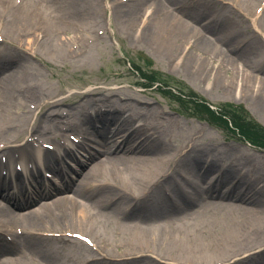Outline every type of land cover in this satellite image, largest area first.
Returning <instances> with one entry per match:
<instances>
[{
    "label": "rangeland",
    "instance_id": "rangeland-1",
    "mask_svg": "<svg viewBox=\"0 0 264 264\" xmlns=\"http://www.w3.org/2000/svg\"><path fill=\"white\" fill-rule=\"evenodd\" d=\"M20 1L27 0H18L14 5ZM75 1L67 0V8L57 6V9L36 0H30L24 11L20 5L22 13L32 12L37 18L34 24L26 22L8 29V24L3 28L4 20L0 18V64L6 62L0 68L3 69L0 81L3 73L8 76L12 73L11 64H17L24 75V84L14 95L11 90L4 107V99L0 97V174L7 173V168L22 173L20 178L15 175L9 178L19 191L25 189L24 183L36 181L39 166L50 170V161L68 159L70 147L98 155L105 148L99 145L101 135L112 138V133L106 131V127H112L109 125L112 116L117 126L126 121L120 136L129 135L136 146L140 142L146 146L152 141L160 147L156 154L165 164L154 166L151 161L144 162L146 168L151 167L159 174L156 180H160L155 181L157 188L146 201H139V193L126 191L123 198L118 192L106 198L107 192L101 186L118 189L115 186L122 180L121 175L134 178L124 168L110 174L113 178L94 177L84 185L88 197L78 200L96 203L105 224L93 226L72 215H59L55 210L51 224L39 222L28 229L22 226L23 217L12 230L0 226V261L7 257L10 264H252L251 261L259 259L255 254L264 249V233L257 246L253 244L236 252L229 248L224 255L217 252L214 243L218 238L233 239L227 236L215 215L199 214L186 204L189 196L185 189L190 185L184 176L197 180L193 186L197 191L211 193L215 188L219 191L224 183L226 190L233 185L226 182L227 174L234 172L237 177H245L250 186L262 191L256 205L249 204L256 212L259 210L257 214H261L260 221L264 223V211L260 212L264 209V148L251 145L237 130H228L221 120L211 121L207 114L202 116L192 108L190 99L180 104L167 88L159 91L156 84L151 86L153 79L148 75L214 107L233 106L237 113L264 128V0H170L161 9L152 5L151 0H94L95 13L91 17L86 15L82 3L77 9L80 14L74 13ZM196 5H200L202 14L193 17ZM62 10L67 13V22L56 27L53 17ZM159 18L169 31L178 21L193 19L205 34L187 38L186 46L183 41L177 43L168 38L167 30L158 40L149 36L148 27L159 25ZM46 19L53 31L40 29L39 22ZM221 29L231 34L236 41L234 47L224 42ZM50 36L55 37V43L64 40L63 48L54 53L48 51L44 41ZM206 36L236 62V67L223 75L224 81L217 80L224 86L221 89L214 88L213 71L193 72L184 64L186 57L206 56V50L200 47ZM171 44L175 49L166 50L165 46ZM190 44L196 47L191 49ZM218 60L217 54L210 57L208 69L212 64L217 66ZM130 64L141 69L140 73ZM146 125L157 127L160 134H152ZM35 149H42V165ZM22 162L28 164V173L22 172ZM162 173L170 176L169 181L166 176L161 180ZM47 183L53 191V186ZM8 184V180L1 179L2 197L8 201L0 199V212L9 209L14 214L24 212L17 211L9 201L25 202L27 196L9 192ZM62 191L60 195L73 196ZM240 191L243 192L242 188ZM37 194L34 192L32 197ZM49 197L50 194L44 198ZM45 200L51 201L40 202ZM145 202L147 208L154 205L152 211L134 208ZM206 204L199 206V211ZM180 210L185 211L181 216L186 222L184 230L174 234L162 230L173 238L163 236L160 244L149 241L130 250L128 242L142 235L145 226L137 218H176ZM13 213L5 220L11 219ZM188 215L192 218L188 219ZM27 237L36 246L26 242ZM203 244L205 252L199 250ZM209 259L211 262H207ZM255 264H264V259Z\"/></svg>",
    "mask_w": 264,
    "mask_h": 264
},
{
    "label": "bare ground",
    "instance_id": "bare-ground-1",
    "mask_svg": "<svg viewBox=\"0 0 264 264\" xmlns=\"http://www.w3.org/2000/svg\"><path fill=\"white\" fill-rule=\"evenodd\" d=\"M17 1L18 0H0V9H2L0 18L4 20L3 28H5L7 24L9 29V26L18 27L20 24L26 22H30V24H34L37 22V18L33 16L32 12L22 13V11L25 10V7H28L29 4L31 3L30 0H27L26 2L20 1L17 5H14L15 3H17ZM36 1H40L39 4H44L46 7L48 5H51L53 7H56V9L57 6L67 8V0H36ZM93 1L94 0H76L74 4L75 6L74 13H76L77 11V14L78 15L80 14L79 10L77 9L79 4L82 3L83 4L82 7L86 9V15L88 17H91L95 13ZM151 1H152V5H156L159 9H161V8H165L166 2H169L170 0H151ZM33 4H35V6L38 5L37 3H33ZM20 5L23 6L22 11L21 8L19 7ZM199 6L200 5H196V7L192 10L193 17H195L194 15L198 16L202 14L201 10L199 9ZM12 8H14V10H8ZM19 8L20 11H18ZM6 10L8 17L7 19H5ZM53 19H54V24L57 27L59 26V24L61 25L62 23L67 22V13H65L62 10L60 13H55ZM159 20H160L159 25L148 27V33L149 36H156L158 40H161L163 36H165L167 29H165V25L163 24L162 20L160 18ZM190 21L192 22H184L180 20V22L178 21L176 25L170 27V31L167 30L168 38L173 39L177 43L183 41L185 42L184 46H186L187 38L188 39L190 37L197 38L200 37V35L205 34V30H203L201 26H198L196 22H193V19H191ZM39 24H40V29H48L50 31H53L51 23L48 22L47 19L46 21L43 20L40 21ZM8 29H6V31ZM221 31L224 42L228 43L227 45H229L230 47L231 46L234 47L236 45V41L231 38V34H225L223 32V29H221ZM54 38L50 36L44 41V45H46L45 47H48V51L50 50L53 53L62 49L63 45L65 44L64 40H62L59 43H55L56 39ZM189 46H190L189 48L191 49H194L196 47L193 44H190ZM200 47L206 50L205 51L206 56L201 57L195 54L197 57H192V56L186 57L184 61L186 63L184 64L189 65V67L192 68L190 70H192L193 72L200 71L205 74H210L213 71V75L215 77L213 79L214 88L217 87L218 89H221L224 86H222L221 81L219 83L217 80L224 81L223 75L227 74L228 71L234 69L236 67V62L232 58L225 56L221 52L219 46L216 45V42L209 36H206V41L204 42L203 45H201L200 42ZM165 48L166 50L169 51L175 49V47H173L172 44L165 46ZM181 49L182 48H180V50ZM216 54L219 59L218 65L215 66L212 64V67L208 69L207 61L209 60L210 57ZM3 62L2 64H0V68L5 67L6 62L5 63ZM11 66H9V68L12 71V73L9 76L3 73V81H0V93L3 94L0 95V97L4 99L3 107L7 104L6 100L7 97H9L8 95H10L11 90H13L12 95H14L17 88L19 86H22V84H24V82H22L24 79L23 71L19 68L17 64H11ZM216 70L217 72H219L218 75L216 74ZM53 104H55V101H52V105ZM112 117L113 118L109 123V125L112 127L109 126L106 127V131L112 133L111 136L112 138L111 139L108 138L107 135L105 136L101 135V137L99 136L100 142L105 143V144L98 143L100 146L103 145L105 146L103 153L102 151H99L102 153V156L99 157V159H96L94 163L89 165L88 169L81 170L79 172V174L77 175L78 178L76 179V183H75L76 188H72L70 190V193L73 196L56 194L54 196H51L50 202L46 201L40 204L38 203L39 205L37 204L35 207L32 208V210L26 211L21 214L19 212L18 213L15 212L14 214L12 212V209L2 210L0 212V226L4 230H12L14 229V227H17L18 222L20 221L19 219L23 217L25 218L22 224L24 228L30 229L29 226H33V227L37 226L39 222L43 225L51 224L53 223L51 221L52 220L51 214H53L55 210L56 213L59 215H67V216L72 215L78 217L77 220H82L89 222L90 224H94L93 226L105 224L103 223L106 222V220L104 219L105 217L104 215L102 216L99 215V212L101 211L99 210V207L96 203L94 202L85 203L81 201V200H85V198L88 197L87 192L84 190V185L89 183L91 179H93L94 177L110 176L113 178V175L110 174L120 171L121 168L126 169V171H128L132 176H134V178L128 179L123 177V175H121L119 178H122V180H120L119 183H116L115 186L118 189L109 188L107 186H101L104 187L105 189L103 190L107 192L106 198L108 199L111 196V194L114 192H118L123 198L125 194L124 192L126 191L127 194H133L135 192L139 193L138 194L139 201L140 199L141 201L149 200V195H151L153 190L157 188L155 185L160 180L157 181L159 174L155 173V171L151 167L146 168L144 162L151 161L154 164V166L164 165L165 160H163L158 154H156L160 147L156 144H152L153 143L152 141L146 146H144L143 143L141 142L138 144V146H136L134 144L133 139L129 135L120 136L119 131H121L122 127L124 126V122L126 121L124 120L123 122H121L119 126H117V120L114 119V116ZM144 127H148V129L151 128L152 134H156V133L160 134L157 131V127L155 126L149 127L146 125ZM139 130L141 129L138 128V131ZM197 155L198 152H196V156L194 158H196ZM61 168L65 172V167L64 169L63 166ZM118 176L119 175H116V177ZM165 176L166 174L162 173L161 180H163ZM169 178H170L169 175L166 176L165 177L166 181H169ZM133 180H136L135 182L137 183L134 184ZM190 180H194V179H190ZM225 180L227 183L233 184L227 190L224 189L227 185L226 183H224L223 185L219 186L220 187L219 191H217V189L215 188L214 193L205 192V191H201V192L196 191L198 195L201 196V200L199 201L197 197L194 198V207L196 208L197 207L199 208V206L207 202V204L205 205L206 209H202V211H206L204 213L207 214L218 215L216 216V218H218V221H220L221 226L226 229L225 231L227 233V236L230 235L231 238L233 239V240H229L227 238L224 239L218 238V240L215 241L214 246L218 250L217 252L221 253L222 255H224V253L226 254L229 248H234L235 250L233 252H236L241 248L250 247L254 245L257 246L258 240L261 239L260 236L264 233V223L260 221L262 219L261 214H257L259 210H257L256 212L254 209H252L251 206V204L256 205L259 194L262 191L250 186L249 182L245 179V177L243 176L237 177L236 174H234V172H232L231 174H227ZM155 181H157V183H155ZM144 184L145 186H143ZM80 187H83L82 190L80 189L78 190V188ZM241 188L243 192L240 191ZM40 192L44 193V189H40ZM205 193H209L212 195L210 196ZM79 197L82 198L80 201L78 200ZM62 202L63 204L60 207H58L59 204ZM184 203L186 202L184 201ZM95 206H97L98 208ZM143 206H138L134 208L149 209L144 211H152L150 209H153L154 205L149 206V208H147L148 202H145ZM24 207H26V205H24ZM49 210L51 211L49 212ZM262 211H264V209H261L260 212ZM10 213L14 214L13 217L11 219L5 220ZM183 213L185 214L184 210L178 211L176 213V216L178 218L177 217L174 218L175 216H171L173 218L151 217L152 218L151 219V218H147L146 216H143V218H137L136 220H140L141 222H144L145 226L142 227L141 229L142 235L133 237L131 238L132 240L128 242L129 243L128 246L130 250L131 248L142 247L149 241H155V242L158 241L160 244V238L163 236L164 238L167 236L173 238L172 236L163 234L162 230L168 234H174L177 231L180 232L184 230L186 222L185 220H181L182 218L181 216H183ZM188 217H189L188 219H191L192 215H188ZM8 232L11 234L14 231H8ZM0 235L2 234L0 233ZM3 238L5 239V237ZM26 242H30L32 243V246H36V244L33 242L31 238L27 237ZM205 247L206 244H203L201 249L199 248V250L205 252ZM263 250L255 254L259 257V259L257 258L256 261L260 262L262 258L264 259V252H262ZM256 261H251V263L255 264ZM0 262H2L1 264H10V261L7 260V257L5 258L2 257ZM207 262H211V260L209 259V261ZM208 264H212V263H208Z\"/></svg>",
    "mask_w": 264,
    "mask_h": 264
},
{
    "label": "trees",
    "instance_id": "trees-1",
    "mask_svg": "<svg viewBox=\"0 0 264 264\" xmlns=\"http://www.w3.org/2000/svg\"><path fill=\"white\" fill-rule=\"evenodd\" d=\"M161 86L165 87V84L158 80ZM170 93L175 97V99L182 104L186 99H190L192 108L199 112L201 115L211 117V121L221 120L224 126L230 130H237L244 139L254 146L264 148V128L253 120L249 119L248 116L237 113V109L233 106L219 107L212 109L205 101L201 98L193 97V95L187 94L181 89L177 88L178 94H175L171 88H169Z\"/></svg>",
    "mask_w": 264,
    "mask_h": 264
}]
</instances>
